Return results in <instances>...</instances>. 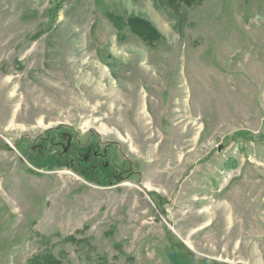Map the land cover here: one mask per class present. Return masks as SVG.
<instances>
[{
	"label": "rangeland",
	"instance_id": "374dc122",
	"mask_svg": "<svg viewBox=\"0 0 264 264\" xmlns=\"http://www.w3.org/2000/svg\"><path fill=\"white\" fill-rule=\"evenodd\" d=\"M59 1L0 0V264H264V0Z\"/></svg>",
	"mask_w": 264,
	"mask_h": 264
},
{
	"label": "trees",
	"instance_id": "16d2710c",
	"mask_svg": "<svg viewBox=\"0 0 264 264\" xmlns=\"http://www.w3.org/2000/svg\"><path fill=\"white\" fill-rule=\"evenodd\" d=\"M67 0H60L57 6L54 8V13H57L63 2ZM174 1V0H170ZM179 3L185 5H190L195 0H177ZM174 3V2H173ZM122 25V23H121ZM126 26L129 28L137 37L141 38L143 41L151 42L157 39V32L151 27L149 23L139 18H130L127 20ZM120 27V26H119ZM159 37V36H158ZM27 264H61L56 260L51 254L45 253L43 255L33 256Z\"/></svg>",
	"mask_w": 264,
	"mask_h": 264
}]
</instances>
